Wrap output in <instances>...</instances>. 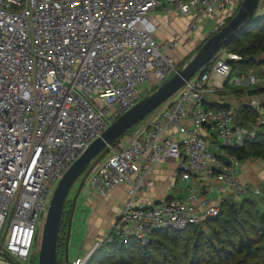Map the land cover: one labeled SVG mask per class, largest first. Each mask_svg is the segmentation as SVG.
Here are the masks:
<instances>
[{
  "label": "built area",
  "instance_id": "obj_1",
  "mask_svg": "<svg viewBox=\"0 0 264 264\" xmlns=\"http://www.w3.org/2000/svg\"><path fill=\"white\" fill-rule=\"evenodd\" d=\"M242 1L0 0V250L20 264L32 258L61 177L115 119L177 71L167 52L174 43L157 40L153 14L178 10L190 18V31L206 18L214 32ZM226 57L219 50L138 125L127 143L111 145L89 166L91 186L106 192L125 184L128 198L104 239L62 264H88L105 241L147 243L157 229L199 224L219 214L224 196L245 193L241 160L228 149L259 130L264 135V103L245 92V104L261 113L252 127L235 124L233 107L206 104L205 96L222 89L232 74ZM239 82L264 93V77L254 69L242 73ZM208 126L221 140L216 152L202 133ZM169 160L175 175L189 181L186 197L141 204V193L155 186L152 171ZM214 183L219 200L210 195Z\"/></svg>",
  "mask_w": 264,
  "mask_h": 264
},
{
  "label": "trees",
  "instance_id": "obj_2",
  "mask_svg": "<svg viewBox=\"0 0 264 264\" xmlns=\"http://www.w3.org/2000/svg\"><path fill=\"white\" fill-rule=\"evenodd\" d=\"M235 14L227 17L224 23L209 36L220 30ZM221 49L227 53L226 59L233 68L232 72L237 71L242 74L250 69L257 71L258 66L264 64V58L258 59L259 55L264 54V12L257 14L254 20L219 50ZM194 52H191L179 67ZM211 62L212 60L206 64L209 65ZM259 90L262 91V88ZM208 106L216 109L232 107L229 104H208ZM233 108L235 124L240 126L252 127L261 115L259 110L249 104H241ZM141 121L125 134L127 132L132 134ZM262 128L264 129V125ZM121 137L114 141L112 146H117ZM228 150L242 162L249 158L264 159V135L259 130L254 138L246 140L242 146L231 147ZM108 152L109 147L97 159ZM86 173L87 170L80 178L81 182L76 193L72 198L67 199L64 207L58 240L59 264L63 263V254L69 244L77 196L85 187ZM258 188L261 190L260 187ZM261 193L262 191L259 194ZM237 196L238 194L233 193L224 196L217 216L207 217L199 224L189 225L182 230L157 229L147 243L134 238L126 242L116 239L113 242L105 241L92 255L88 264H264V207L253 196L243 198ZM37 237L38 233L36 240Z\"/></svg>",
  "mask_w": 264,
  "mask_h": 264
},
{
  "label": "crops",
  "instance_id": "obj_3",
  "mask_svg": "<svg viewBox=\"0 0 264 264\" xmlns=\"http://www.w3.org/2000/svg\"><path fill=\"white\" fill-rule=\"evenodd\" d=\"M259 13L264 12V0H261L259 6ZM173 11V10H172ZM178 14H181L178 10L171 12V16H160L157 11L153 14L152 18L154 21L165 29L164 32H159L158 37L162 40L163 37H170L171 43H174L172 48H169L168 51H175L177 58H183L190 50L194 47V44L197 46L202 43V41L211 34V25L200 24V26L195 31H187V25L190 21L189 17H185L181 14L179 18ZM210 26V32H205L204 27ZM184 27V31L182 28ZM190 33L187 40H184L183 34ZM193 40L190 45V41ZM166 44V43H165ZM264 63V62H263ZM264 66V64H261ZM261 65L258 66L257 72H264V67L262 71L260 70ZM234 75L233 83L231 82V77ZM241 76L240 72L234 71L231 76L225 81V86L222 89L215 88L210 93L205 96L207 105L209 104H229L230 106H240L245 104V92L250 91L253 95H258L264 102V93L263 90L260 91L259 87L251 86L247 82H239ZM264 76V73H262ZM215 129L212 127H205L202 133L211 140L209 144V149L216 152L217 149L214 145H219L220 141L217 139L214 133ZM129 135L128 139L130 138ZM127 139V141H128ZM126 141V143H127ZM121 143V142H120ZM251 158L247 159V163ZM254 161L256 158H253ZM241 163H243L241 161ZM253 163V162H252ZM264 165V164H262ZM251 166V165H250ZM239 178L243 186L249 185L251 183L250 179V170L249 164L240 165ZM254 168V169H258ZM176 165L174 160H169L167 162L158 164L151 173V176L155 179V186L150 188L147 191L141 193L140 202L143 205H151L159 200H162L171 196H180L186 197L187 195V186L189 185L188 180L186 186L177 190V182L180 179V176L175 175ZM257 170L255 171V173ZM259 172L264 176V171L259 170ZM258 188V186H256ZM128 186L123 184L115 187L111 191L104 192L101 188L91 186L86 180L84 189L77 196L76 207L74 211L73 224L70 228L69 240L71 237V230L73 231V225L75 221L78 222L77 228L78 233L83 232V240L79 244L78 249L80 251L85 250V254L90 250L92 245L97 239L99 232L106 230V224L110 225L115 217L120 213L124 201L128 198ZM83 195L86 205L89 207V210L85 207L82 208V203L78 204L79 197ZM215 196L218 200L221 198L218 191V184H213V189L210 194ZM75 216H77L75 218ZM105 226V229H104ZM69 246V244H68ZM67 246V248H68ZM68 252L66 251L63 254V263H65V258L67 260H74L76 257H82V255H77L74 259H69ZM66 260V261H67ZM67 263V262H66Z\"/></svg>",
  "mask_w": 264,
  "mask_h": 264
},
{
  "label": "water",
  "instance_id": "obj_4",
  "mask_svg": "<svg viewBox=\"0 0 264 264\" xmlns=\"http://www.w3.org/2000/svg\"><path fill=\"white\" fill-rule=\"evenodd\" d=\"M261 0H243L234 17L207 40L172 74L170 78L143 96L115 119L59 180L43 224L38 264H59L58 240L64 207L74 184L98 156L139 121L174 95L199 69L211 61L218 50L242 28L254 20ZM223 157L227 160L226 156ZM228 161V160H227ZM0 264H20L0 250Z\"/></svg>",
  "mask_w": 264,
  "mask_h": 264
},
{
  "label": "rangeland",
  "instance_id": "obj_5",
  "mask_svg": "<svg viewBox=\"0 0 264 264\" xmlns=\"http://www.w3.org/2000/svg\"><path fill=\"white\" fill-rule=\"evenodd\" d=\"M260 6V5H259ZM238 10H239V8H238ZM237 10V11H238ZM174 11V10H173ZM173 11H171V12H173ZM171 12H168V11H165V10H163L162 8H160L158 11H157V13L160 15V16H165L166 14V16H171ZM222 14V12H218V16H220ZM178 16H179V18L181 17V14H178ZM156 22V21H155ZM206 23V18H204L202 21H201V24H205ZM156 24H157V32H156V38H157V40L160 42V43H167V45H169L170 44V42H171V38L170 37H163L162 38V40L158 37V34H159V32H164L165 31V29H163V28H161V26L160 25H158V23L156 22ZM212 24V23H211ZM210 24V25H211ZM204 29H205V32H210V26H206V27H204ZM186 30H187V28H186ZM182 31H184V27L182 28ZM187 31H190V30H187ZM195 31V30H194ZM189 32L188 33H184L183 34V39L184 40H187L188 39V37H189ZM194 43V41L193 40H191L190 41V43L188 44V45H190L191 43ZM199 46V45H198ZM198 46L196 45V44H194V47L193 48H191L192 50H190L183 58H177L176 57V52L175 51H168V55L169 56H171V58L176 62V64H177V67L179 68V65L181 64V62L188 56V55H190L191 54V52H194L197 48H198ZM196 47V49H194ZM264 58V54H261V55H259L258 56V59H263ZM264 66L263 65H261V68H260V70L262 71V68H263ZM262 73H264V72H262ZM262 73L260 74V72H257V74L259 75V76H261V78H263L264 76H262ZM172 76V74L171 75H169L167 78H165L164 80H162V81H159V84L158 85H160V84H162L164 81H166L168 78H170ZM233 80H234V75H232V77H231V83L230 84H232L233 83ZM234 84V83H233ZM151 91V90H150ZM149 93V92H148ZM147 93H144V95H146ZM152 115V112L150 113V114H148L142 121H141V123L140 124H142L144 121H146L150 116ZM235 122V121H234ZM236 123V122H235ZM139 124V125H140ZM214 133H215V136H217L218 137V135H217V133H216V131H214ZM129 135H130V132H127V134H125L124 136H122L121 138H120V142H123V143H126V141H127V139H128V137H129ZM219 141H221L219 138H217ZM255 160H257V161H254V159L253 158H251L249 161H248V163H247V160H245L243 163H241V166H243L244 164H249V167L251 168V170H250V179H251V183H249V185H246L245 186V189H246V191H245V193L244 194H239L237 197H246V196H253L260 204H261V206L262 207H264V176L259 172V170H262V171H264V165H262V164H264V159H260V158H256ZM253 162V163H252ZM251 165V166H250ZM257 167H259L258 169H254V168H257ZM241 168V167H240ZM257 170V172L255 173V171ZM84 175V174H83ZM86 175V174H85ZM87 177V176H86ZM80 182H81V179L80 180H78L75 184H74V186H73V188H72V190H71V193H69L70 195H68V198L70 199V198H72L73 197V195L76 193V191H77V188L79 187V185H80ZM186 186V182L180 177V179L178 180V182H177V190H180V188H183V187H185ZM256 186H258V187H260L261 188V191H262V193L261 194H255V193H253V190L255 189V187ZM56 188V187H55ZM81 193H83V192H81ZM67 198V199H68ZM213 198H215V196H213ZM82 203V208H87L88 210H89V207L86 205V203H85V200H84V196L83 195H81L80 197H79V200H78V203H77V205L78 204H81ZM46 215H47V213L43 216V219L41 220V223H40V226H39V231H38V237H37V240H36V244H35V247H34V254H33V256H32V258H30L27 262H25V264H38V260H39V254H40V251H39V247H40V239H41V233H42V229H43V224H44V222H45V219H46ZM77 216H75V218H76ZM73 222H74V220L72 221V224H73ZM77 225H78V222L77 221H75V223H74V225H73V231L71 230V239L69 240V246H68V248L66 249V251L68 252V256H69V259H74L77 255H82V256H84L85 255V250H83V251H80L79 249H78V246H79V244L82 242V240H83V232H81V234L80 233H78V229L79 228H77ZM111 227H112V223L110 224V225H108V224H106V230H103L102 232H99V234H98V236H97V239H100V240H103L104 239V237H105V235L111 230ZM104 229H105V226H104ZM66 260H67V256H66V258H65ZM65 260V263L68 261H66Z\"/></svg>",
  "mask_w": 264,
  "mask_h": 264
},
{
  "label": "flooded vegetation",
  "instance_id": "obj_6",
  "mask_svg": "<svg viewBox=\"0 0 264 264\" xmlns=\"http://www.w3.org/2000/svg\"><path fill=\"white\" fill-rule=\"evenodd\" d=\"M11 256V255H10ZM13 259H15L13 256H11ZM16 260V259H15Z\"/></svg>",
  "mask_w": 264,
  "mask_h": 264
}]
</instances>
